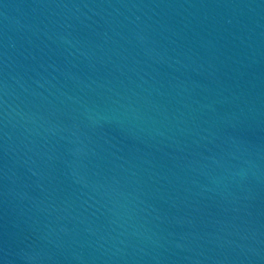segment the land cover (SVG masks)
Returning <instances> with one entry per match:
<instances>
[{"label":"water","instance_id":"water-1","mask_svg":"<svg viewBox=\"0 0 264 264\" xmlns=\"http://www.w3.org/2000/svg\"><path fill=\"white\" fill-rule=\"evenodd\" d=\"M0 264H264V0H0Z\"/></svg>","mask_w":264,"mask_h":264}]
</instances>
